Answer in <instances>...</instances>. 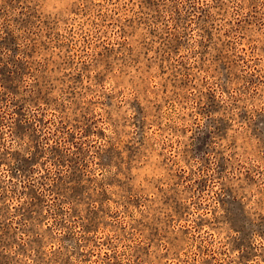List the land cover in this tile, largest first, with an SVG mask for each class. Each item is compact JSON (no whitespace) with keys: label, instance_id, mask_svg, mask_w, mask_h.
<instances>
[{"label":"rangeland","instance_id":"1","mask_svg":"<svg viewBox=\"0 0 264 264\" xmlns=\"http://www.w3.org/2000/svg\"><path fill=\"white\" fill-rule=\"evenodd\" d=\"M0 264H264V0H0Z\"/></svg>","mask_w":264,"mask_h":264}]
</instances>
